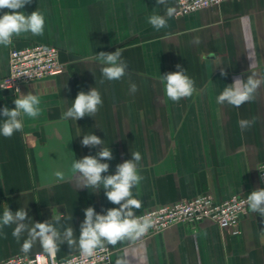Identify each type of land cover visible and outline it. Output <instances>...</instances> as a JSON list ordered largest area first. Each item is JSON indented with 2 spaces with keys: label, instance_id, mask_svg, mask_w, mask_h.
Returning a JSON list of instances; mask_svg holds the SVG:
<instances>
[{
  "label": "crops",
  "instance_id": "1",
  "mask_svg": "<svg viewBox=\"0 0 264 264\" xmlns=\"http://www.w3.org/2000/svg\"><path fill=\"white\" fill-rule=\"evenodd\" d=\"M176 0H31L19 11L45 16L42 36L13 37L0 46V82L8 74L9 51L30 43L58 50L65 70L58 75L22 84L19 91L0 87V109L15 107L21 94L38 95L42 114L24 117L22 132L0 135V217L6 208H26L29 225L63 215L57 227L72 226L78 240L84 209L106 214L114 205L100 189L83 188L72 169L75 160L96 156L102 146L84 147V135L95 134L113 153L108 173L140 152L143 180L133 189L142 201L135 214L148 208L189 199L210 191L218 201L233 195L247 197L260 189L259 167L264 163V83L254 99L236 108L219 105L216 97L239 77L264 81V0H227L171 18ZM0 10V16L9 12ZM153 13L165 15L168 27L154 29ZM119 50L125 76L109 81L93 57ZM255 62V67L250 65ZM181 65L195 82L191 97L173 102L166 97L160 76ZM225 76H221V72ZM137 86L130 91V84ZM96 88L102 105L94 117L62 119L78 92ZM0 117V123L3 122ZM241 120H254L241 130ZM64 175L58 180L55 173ZM248 207L238 232L210 221L177 223L142 241L108 245L109 264L125 258L129 264H264V224ZM15 225L0 229V260L20 253L27 238L12 236ZM44 251L39 241L28 254ZM67 243L55 253L64 258L78 252ZM24 253V252H23Z\"/></svg>",
  "mask_w": 264,
  "mask_h": 264
},
{
  "label": "clouds",
  "instance_id": "2",
  "mask_svg": "<svg viewBox=\"0 0 264 264\" xmlns=\"http://www.w3.org/2000/svg\"><path fill=\"white\" fill-rule=\"evenodd\" d=\"M165 2L166 0H157L159 5ZM30 3L31 0H0V10H10L0 16V46H10L14 36L19 37L28 33L34 36L44 34L45 16L42 12L36 10L26 15L19 11ZM174 11V8L169 7L166 10V16L171 18ZM148 23L156 30L168 27L165 15L156 13L148 17ZM121 56L118 49L111 53L95 54L93 58L104 65L101 69L104 79L116 81L125 76L127 65ZM254 67L255 62L253 61L250 68ZM176 68L177 71L160 76L166 97L173 102L191 97L196 91L195 82L185 74L186 70L181 65H176ZM225 75L226 73L222 71L221 76ZM261 83L264 81L255 78L254 75L246 79L237 77L216 97V102L219 105L227 103L239 108L254 99V94ZM130 91L133 93L137 91L134 83L130 84ZM102 103L101 95L96 88H91L87 93L80 91L71 107L62 113V119L77 121L86 116L94 117ZM14 104L15 107L12 109L7 106L0 109V117L4 118L0 123V135L5 138L12 137L15 132L23 131L24 117L36 119L42 114L41 99L31 92L26 95L20 93L19 97L14 99ZM253 123L254 120H241L239 125L241 130H245ZM81 144L89 148L102 146L96 156H84L73 162L72 169L78 174L81 187L100 189L102 186L107 200L119 207L107 209L106 214L97 213L91 206L84 209L85 219L80 225L78 240L75 238L72 226L64 228L63 231L57 227L63 219L62 214L50 220L29 225L26 223L29 219L26 208L13 212L8 207L0 217V229L15 225L12 236L17 241L27 233V238L21 246L22 252H30L34 243L39 241L43 250L53 256L59 250L60 245L67 243L70 249L78 248L81 256L92 257L98 249L103 250L106 245L116 246L124 241L139 240L153 227L151 218L136 215L134 212V209L142 207V201L133 196V189L143 180L138 167L142 159L141 153L132 152L131 159L116 166L115 174L102 175L108 173L110 167L109 163L102 161H111L114 158L111 149L104 147V140L95 134L84 135ZM55 175L58 180L63 181V173L58 171ZM246 203L253 213L264 217V188L250 192ZM66 264H72V261H67ZM115 264H129V261L125 258H118Z\"/></svg>",
  "mask_w": 264,
  "mask_h": 264
},
{
  "label": "built area",
  "instance_id": "3",
  "mask_svg": "<svg viewBox=\"0 0 264 264\" xmlns=\"http://www.w3.org/2000/svg\"><path fill=\"white\" fill-rule=\"evenodd\" d=\"M227 0H176L175 15H182L206 7H214ZM65 64L58 59V50L45 43H30L24 47H12L9 51L8 74L1 80L0 87L18 91L27 82L58 75L65 70ZM259 180L264 188V163L259 167ZM247 197L233 195L225 200H216L210 191H203L189 199L178 200L140 211L136 215L148 216L153 221L147 234L138 241L148 238L177 224L192 226L210 221L220 228L238 232V222L247 213ZM111 248L106 245L92 257H83L80 252L64 258H57L45 251L15 253L0 260V264H109Z\"/></svg>",
  "mask_w": 264,
  "mask_h": 264
},
{
  "label": "water",
  "instance_id": "4",
  "mask_svg": "<svg viewBox=\"0 0 264 264\" xmlns=\"http://www.w3.org/2000/svg\"><path fill=\"white\" fill-rule=\"evenodd\" d=\"M260 226H262V224H264V217H259L258 218Z\"/></svg>",
  "mask_w": 264,
  "mask_h": 264
}]
</instances>
